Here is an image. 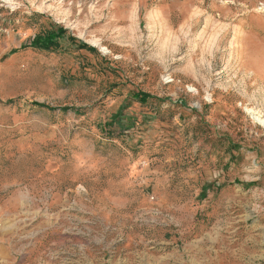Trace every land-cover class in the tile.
I'll use <instances>...</instances> for the list:
<instances>
[{
	"label": "rangeland",
	"instance_id": "1",
	"mask_svg": "<svg viewBox=\"0 0 264 264\" xmlns=\"http://www.w3.org/2000/svg\"><path fill=\"white\" fill-rule=\"evenodd\" d=\"M12 196L19 264H264V0H0Z\"/></svg>",
	"mask_w": 264,
	"mask_h": 264
},
{
	"label": "crops",
	"instance_id": "2",
	"mask_svg": "<svg viewBox=\"0 0 264 264\" xmlns=\"http://www.w3.org/2000/svg\"><path fill=\"white\" fill-rule=\"evenodd\" d=\"M24 200L12 196L0 200V264H19L21 261L18 235L19 213L26 209Z\"/></svg>",
	"mask_w": 264,
	"mask_h": 264
},
{
	"label": "trees",
	"instance_id": "3",
	"mask_svg": "<svg viewBox=\"0 0 264 264\" xmlns=\"http://www.w3.org/2000/svg\"><path fill=\"white\" fill-rule=\"evenodd\" d=\"M67 34V31L60 28L57 31H51V33H47L45 35H36L32 39H30L27 43V47L32 48L34 50H42L46 52L52 51V49L59 48V41L63 39V37ZM26 47V46H25ZM87 49V45L83 44L82 49ZM89 49V48H88ZM92 51V49H90ZM137 100H141L143 103H146L147 99L149 98L147 95H135ZM35 106H40L42 108L49 109L48 106L42 104H35Z\"/></svg>",
	"mask_w": 264,
	"mask_h": 264
},
{
	"label": "bare ground",
	"instance_id": "4",
	"mask_svg": "<svg viewBox=\"0 0 264 264\" xmlns=\"http://www.w3.org/2000/svg\"><path fill=\"white\" fill-rule=\"evenodd\" d=\"M253 113V112H252ZM249 114H251V113H249Z\"/></svg>",
	"mask_w": 264,
	"mask_h": 264
}]
</instances>
